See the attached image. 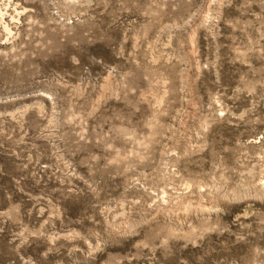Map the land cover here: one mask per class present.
Here are the masks:
<instances>
[{
    "label": "rangeland",
    "instance_id": "obj_1",
    "mask_svg": "<svg viewBox=\"0 0 264 264\" xmlns=\"http://www.w3.org/2000/svg\"><path fill=\"white\" fill-rule=\"evenodd\" d=\"M0 3V264H264V0Z\"/></svg>",
    "mask_w": 264,
    "mask_h": 264
},
{
    "label": "bare ground",
    "instance_id": "obj_2",
    "mask_svg": "<svg viewBox=\"0 0 264 264\" xmlns=\"http://www.w3.org/2000/svg\"><path fill=\"white\" fill-rule=\"evenodd\" d=\"M5 10H6V8H5ZM15 12L17 14H20V12L17 9H15ZM5 15H6V13L3 11L2 7H1V3H0V24L3 26L6 33L9 35V34H12V29L10 28L9 24L5 21V17H6ZM11 19L15 20V18L13 16Z\"/></svg>",
    "mask_w": 264,
    "mask_h": 264
}]
</instances>
